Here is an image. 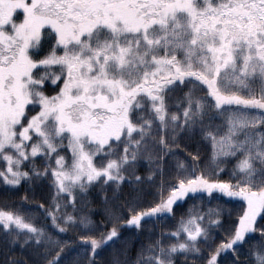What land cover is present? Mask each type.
Segmentation results:
<instances>
[{
    "label": "snow or ice",
    "instance_id": "obj_1",
    "mask_svg": "<svg viewBox=\"0 0 264 264\" xmlns=\"http://www.w3.org/2000/svg\"><path fill=\"white\" fill-rule=\"evenodd\" d=\"M0 186V264H264V0H0Z\"/></svg>",
    "mask_w": 264,
    "mask_h": 264
},
{
    "label": "trees",
    "instance_id": "obj_2",
    "mask_svg": "<svg viewBox=\"0 0 264 264\" xmlns=\"http://www.w3.org/2000/svg\"><path fill=\"white\" fill-rule=\"evenodd\" d=\"M141 170H143V168ZM225 175H227L226 172H225ZM0 190H2V186H0ZM24 190H25V188L23 186H21L19 188V190H18V193H23ZM18 193H13L9 197V200L10 201H16V200H18ZM46 195H47V192L46 191H42L41 189H36V195H35L34 199L35 200H44V202L47 203V200L45 199ZM2 200H3V197L0 196V206H3L2 205ZM10 206H13L14 207L15 204H11ZM229 207H231V208L234 209L233 215H235L236 214V210H238V208H239V205L238 204H236V205H229ZM41 220H43V217H41ZM163 223H164V226H169V225L172 224V220L171 219H166ZM258 227H259V225H258ZM64 238H66V239L71 238V234H69V236H66Z\"/></svg>",
    "mask_w": 264,
    "mask_h": 264
}]
</instances>
